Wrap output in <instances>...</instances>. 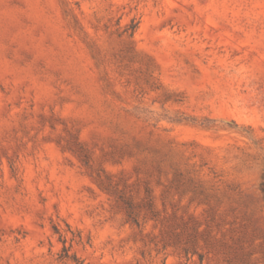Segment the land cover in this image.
I'll list each match as a JSON object with an SVG mask.
<instances>
[{"label":"rangeland","instance_id":"obj_1","mask_svg":"<svg viewBox=\"0 0 264 264\" xmlns=\"http://www.w3.org/2000/svg\"><path fill=\"white\" fill-rule=\"evenodd\" d=\"M0 264H264V0H0Z\"/></svg>","mask_w":264,"mask_h":264}]
</instances>
